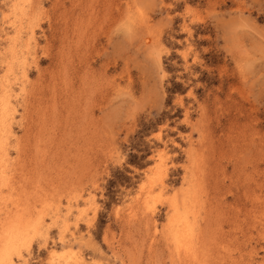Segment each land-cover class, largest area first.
Wrapping results in <instances>:
<instances>
[{"label": "rangeland", "instance_id": "obj_1", "mask_svg": "<svg viewBox=\"0 0 264 264\" xmlns=\"http://www.w3.org/2000/svg\"><path fill=\"white\" fill-rule=\"evenodd\" d=\"M76 258L264 264V0H0V264Z\"/></svg>", "mask_w": 264, "mask_h": 264}, {"label": "bare ground", "instance_id": "obj_2", "mask_svg": "<svg viewBox=\"0 0 264 264\" xmlns=\"http://www.w3.org/2000/svg\"><path fill=\"white\" fill-rule=\"evenodd\" d=\"M17 29V28H16ZM20 32H19V30L17 29L16 30V38H17V36H18V34H19ZM32 38V37H31ZM34 39V38H33ZM15 40V39H14ZM18 41V40H17ZM17 43V42H16ZM30 43V42H29ZM32 43V42H31ZM29 45V44H28ZM24 57V56H23ZM25 59V58H24ZM27 75V74H26ZM66 213V212H65ZM57 216V215H56ZM69 219V218H68ZM180 235V234H179ZM13 253V252H12ZM5 264V263H4ZM59 264V263H58ZM60 264H62V263H60ZM65 264H67V262H65ZM68 264H84V262H83V259L82 258H76L74 261H72V262H70V263H68Z\"/></svg>", "mask_w": 264, "mask_h": 264}]
</instances>
